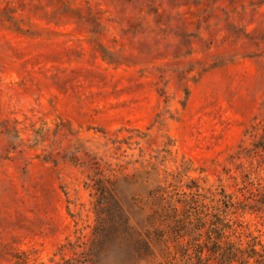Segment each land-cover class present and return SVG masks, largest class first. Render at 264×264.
<instances>
[{
	"label": "rangeland",
	"instance_id": "rangeland-1",
	"mask_svg": "<svg viewBox=\"0 0 264 264\" xmlns=\"http://www.w3.org/2000/svg\"><path fill=\"white\" fill-rule=\"evenodd\" d=\"M258 186L264 0H0V264H191L145 238L151 190Z\"/></svg>",
	"mask_w": 264,
	"mask_h": 264
},
{
	"label": "trees",
	"instance_id": "trees-1",
	"mask_svg": "<svg viewBox=\"0 0 264 264\" xmlns=\"http://www.w3.org/2000/svg\"><path fill=\"white\" fill-rule=\"evenodd\" d=\"M100 181L93 185L98 206L109 200L111 192ZM241 198H234L221 190L208 200L197 190L188 195V199L171 202V196L163 188L156 187L149 193L152 208L146 217L148 231L146 239H154L164 245H172L176 254L189 259L191 264H264V247L257 250L254 245L249 248L235 243L231 237L237 225L236 217L241 212L264 210V186L254 191L243 188ZM218 196V197H217ZM94 230L100 236L101 227Z\"/></svg>",
	"mask_w": 264,
	"mask_h": 264
}]
</instances>
